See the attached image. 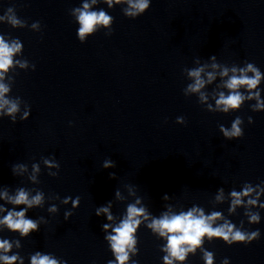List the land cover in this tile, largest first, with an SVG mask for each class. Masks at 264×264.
Here are the masks:
<instances>
[{"label":"clouds","instance_id":"9594fccd","mask_svg":"<svg viewBox=\"0 0 264 264\" xmlns=\"http://www.w3.org/2000/svg\"><path fill=\"white\" fill-rule=\"evenodd\" d=\"M108 9H113L115 6L125 4L123 9L127 17L136 19L147 12L151 6V0H101ZM98 0H91V3L84 2L82 7L73 8V12L77 13L76 21L78 29L76 32L80 43H86L90 36L95 35L99 29L106 28V35L112 34V24L114 17L110 15L104 8L91 10L92 5H96ZM8 12H12L9 7ZM3 19V17H0ZM8 21L15 27L21 25V21L16 15H10ZM33 27H36L33 24ZM18 39V38H17ZM21 42H14L11 45L6 42L3 36H0V81L5 78V74L13 66V55L19 52L22 48ZM195 61L200 62L199 58ZM212 63L210 67L220 69L219 76L226 77L217 87H221L222 91L213 97L214 104L208 103L207 92L201 91L206 85H212L217 80L215 71L205 69L209 67L207 63H200L199 67L190 68L187 71L188 77L192 79L188 83L186 89H183V94L188 97V93L198 94V103L205 106L206 111L211 113L229 114L238 112L242 109L246 102L254 101L251 104L253 112H264V98H262L261 84L264 83V72L260 70L252 62L245 61L243 66L238 64L228 65L217 61L215 55L209 57ZM24 66H27L25 61ZM33 64V71H35ZM205 73V76H202ZM231 73V75H229ZM9 92V88L0 82V114L11 117L12 123H16V113L19 111L18 104L5 98V94ZM6 109V111H5ZM31 114V108L23 112L20 116V121H27ZM176 123L186 124L184 117H177ZM253 118L248 117V124H253ZM244 120L237 116L231 123V127L219 125V132L226 140H236L244 136L242 125ZM44 164L49 168H55V172L49 173L51 177L59 175L60 164L52 158H45ZM104 169L115 168L116 164L111 159L103 162ZM17 169L21 172L26 170V166L22 163L12 166V173L15 175ZM34 172L40 171L38 163L32 164ZM110 179H115V172L109 173ZM35 180V176L32 177ZM134 187V186H133ZM224 188L217 190L215 199L217 201L224 200ZM230 199L228 200L229 207L227 212L229 215L236 213L238 208L244 209V215L247 217L249 225L261 223L260 211L253 209H264V202H261V197L264 196V182L253 185L245 182L241 190L237 191L233 188L228 192ZM60 202L64 205L71 203L72 209H76L80 205V197L75 198L68 196L61 199L56 195ZM115 199H123L119 189L115 191ZM162 199L169 201L171 197L165 194ZM143 199L136 197L135 203L126 205V214L113 225L114 215L110 209L113 207V201H108L105 205L99 206L95 210L97 217H104L106 222L101 225V230L105 234L106 241L113 259L107 261V264H138V261L133 257L139 255L138 230L141 226L146 227L158 239H162L164 243L160 246L162 256V264H185L188 261V254L196 255L197 249L200 250L201 259L204 264H215V254L205 248V242L212 243L214 240H221L225 245L231 247L235 244L250 245L253 241L260 239V230L247 231L241 222L239 227L227 218L222 211L213 210L205 213L202 206L192 205L187 210L178 213H169L162 211L159 216L153 215L147 206H140ZM0 230H7L12 233H18L20 239H8L0 237V264H24V257L20 255L19 250L22 248L21 239H26L34 232L40 230L42 223H47L44 217L38 219L29 218L28 212L34 208H40L44 204V193L36 192L30 197L29 192L20 187L14 195L9 194L8 188L4 187L3 192H0ZM11 207H8V206ZM47 211L49 213H58L59 208L56 204H51ZM73 212L71 210L64 213V219L67 221ZM147 221V223H144ZM14 247L16 251H14ZM29 264H67V261L56 257L52 253H43L36 251L29 256ZM221 264H229V259L225 257Z\"/></svg>","mask_w":264,"mask_h":264}]
</instances>
